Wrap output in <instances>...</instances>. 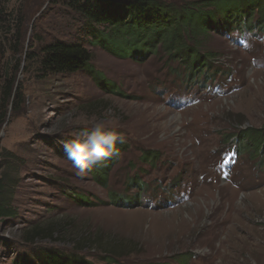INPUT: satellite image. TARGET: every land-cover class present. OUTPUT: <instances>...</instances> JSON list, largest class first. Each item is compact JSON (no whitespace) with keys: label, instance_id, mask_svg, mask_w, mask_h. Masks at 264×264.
Instances as JSON below:
<instances>
[{"label":"rangeland","instance_id":"374dc122","mask_svg":"<svg viewBox=\"0 0 264 264\" xmlns=\"http://www.w3.org/2000/svg\"><path fill=\"white\" fill-rule=\"evenodd\" d=\"M217 1L206 5L229 21ZM4 10L0 177L12 184L16 218L0 224V264H42L48 251L88 264H264V158L242 140L264 131L260 14L211 26L204 48L213 57L191 82L159 44L134 60L95 41L102 88L86 72H40L44 45L89 40L65 0H10ZM97 122L125 138L118 156L92 167L105 183L92 168L77 175L62 146ZM43 228L54 233L29 239Z\"/></svg>","mask_w":264,"mask_h":264},{"label":"trees","instance_id":"16d2710c","mask_svg":"<svg viewBox=\"0 0 264 264\" xmlns=\"http://www.w3.org/2000/svg\"><path fill=\"white\" fill-rule=\"evenodd\" d=\"M10 0H0V25L8 24V13L4 7ZM70 4L75 12L80 14L87 23L86 33L89 40L81 39L75 43L53 42L44 45L40 52L39 67L44 78L54 77L61 74H74L86 72L97 84L104 88V79L96 73L91 65L94 43H98L102 48L109 46L115 52L116 46L124 52V55H114L119 59H143L156 53L157 45H161L162 51L170 59L176 58L185 68H188V79L198 72L201 66H207L205 62L212 59L209 51H206L204 44L208 38L209 29L213 25H234L245 24L253 12L260 14L259 18L264 25V8L260 11L257 4L264 0H225L220 1V8L226 14L229 21L222 16V23L213 17L211 12L213 7H208L207 0L175 6L167 4L163 0H65ZM217 1V2H218ZM258 1V2H257ZM260 4V5H261ZM208 9H212L208 11ZM216 10V9H215ZM234 13V14H233ZM216 21V22H215ZM215 22V23H214ZM207 36H203V33ZM19 41V38H18ZM96 41V42H95ZM18 51L16 50V53ZM203 53V59L200 53ZM191 77L190 82L195 79ZM11 83L7 86L10 91ZM118 94V93H116ZM7 99L9 94H6ZM4 119L0 115V125ZM246 147L264 158V131H252L244 135ZM244 146V148H245ZM143 155H147L145 152ZM92 174L99 177V181L104 182L105 175L92 168ZM9 186L12 184L0 177V224L4 221H11L16 218L15 209L11 208L12 202ZM79 202L83 198L79 197ZM87 202V201H86ZM44 232L52 236L54 232L48 229L32 230L28 234L29 239H37ZM95 240V239H94ZM93 246L99 244L91 242ZM125 246V245H124ZM123 246V247H124ZM100 248H104L100 245ZM122 248V247H121ZM125 250L127 247H124ZM42 264H88L82 259L71 256L64 257L57 253L48 251L40 258ZM19 264H37L29 260L21 261Z\"/></svg>","mask_w":264,"mask_h":264},{"label":"clouds","instance_id":"9594fccd","mask_svg":"<svg viewBox=\"0 0 264 264\" xmlns=\"http://www.w3.org/2000/svg\"><path fill=\"white\" fill-rule=\"evenodd\" d=\"M117 143H125L123 134L106 130L102 122H97L90 131L81 132L62 146L77 175L84 176L93 166H103L110 157L118 156Z\"/></svg>","mask_w":264,"mask_h":264}]
</instances>
